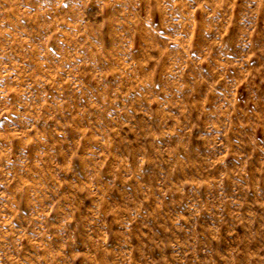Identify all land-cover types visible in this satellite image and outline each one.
<instances>
[{
  "label": "clouds",
  "instance_id": "obj_1",
  "mask_svg": "<svg viewBox=\"0 0 264 264\" xmlns=\"http://www.w3.org/2000/svg\"><path fill=\"white\" fill-rule=\"evenodd\" d=\"M0 264H264V0H0Z\"/></svg>",
  "mask_w": 264,
  "mask_h": 264
}]
</instances>
